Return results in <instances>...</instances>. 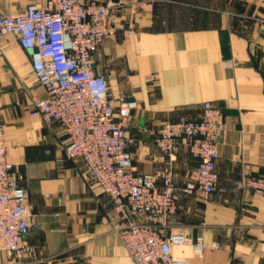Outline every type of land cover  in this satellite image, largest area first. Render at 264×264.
I'll use <instances>...</instances> for the list:
<instances>
[{"label":"crops","instance_id":"crops-1","mask_svg":"<svg viewBox=\"0 0 264 264\" xmlns=\"http://www.w3.org/2000/svg\"><path fill=\"white\" fill-rule=\"evenodd\" d=\"M33 1L46 0H0V11L20 12ZM111 18L121 28L99 47L94 67L115 97L138 99L130 126L137 172L170 162L180 188L197 161L186 144L172 160L162 154L158 130L166 121L198 118L205 101L225 114L218 189L209 196L178 190L169 221L171 230L189 226L202 233L204 255L189 245L174 253L188 264H264V197L240 187L246 175L264 176V0H153L129 4ZM1 48L0 121L8 159L39 225L25 237L32 250L24 260L0 251V264H135L108 196L66 156L65 130L31 114L32 97L43 91L31 77L28 55L14 35H6Z\"/></svg>","mask_w":264,"mask_h":264},{"label":"built area","instance_id":"built-area-1","mask_svg":"<svg viewBox=\"0 0 264 264\" xmlns=\"http://www.w3.org/2000/svg\"><path fill=\"white\" fill-rule=\"evenodd\" d=\"M150 1L46 0L30 2L16 13L0 11V55L4 37L14 35L43 91L32 97L31 114L65 130L66 156L108 196V204L123 221L119 234L134 263L188 264L173 248L189 245L202 257L205 236L194 234L189 226L171 230L169 221L178 208V190L209 196L218 189L217 143L225 114L205 101L198 118L166 121L158 130L155 144L162 154L172 160L186 144L197 161L179 188L170 162L152 171L135 170L132 147L137 137L130 126L138 99L125 93L115 97L106 76L94 67L99 47L121 28L112 13ZM5 135L0 121V251L22 261L32 250L25 237L39 221L28 206V190L19 184L22 176L12 173ZM240 187L264 197V176L246 175Z\"/></svg>","mask_w":264,"mask_h":264},{"label":"rangeland","instance_id":"rangeland-1","mask_svg":"<svg viewBox=\"0 0 264 264\" xmlns=\"http://www.w3.org/2000/svg\"><path fill=\"white\" fill-rule=\"evenodd\" d=\"M24 67H26V69H29L31 71V68L28 62H25ZM31 77L36 80V76L32 71H31Z\"/></svg>","mask_w":264,"mask_h":264}]
</instances>
